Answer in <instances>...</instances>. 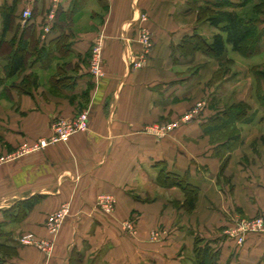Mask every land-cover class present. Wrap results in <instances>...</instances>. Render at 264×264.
I'll return each instance as SVG.
<instances>
[{
    "label": "crops",
    "instance_id": "0c3cea01",
    "mask_svg": "<svg viewBox=\"0 0 264 264\" xmlns=\"http://www.w3.org/2000/svg\"><path fill=\"white\" fill-rule=\"evenodd\" d=\"M5 8H12L7 28ZM25 9L31 15L24 18ZM192 11L190 0H0V155L10 152L0 164L6 232L0 242L18 246L15 255L2 258L5 264H196L195 235L214 249L216 264H264V232L247 233L241 245L226 234L233 217L264 216L262 134L246 136L231 126L209 130L224 117L219 90L162 137L148 130L187 112L219 67L220 59L178 46L195 33L207 39ZM140 13L148 15L153 47L144 66L132 69L126 55L138 50ZM99 35L103 74L95 78L89 56ZM20 44L24 68L8 75L5 66ZM81 112L87 113L86 130L44 148L15 151L51 135L54 117ZM247 115L251 122L233 125H254L264 118V106ZM232 133L240 134L236 141L228 139ZM161 170L198 187L197 229L160 218L174 210L164 193L179 189L160 184ZM104 194L113 199L111 208L99 205ZM23 201L19 215L4 217L3 210H21ZM62 206L69 215L50 257L19 241L22 232L45 237L46 217ZM128 217L136 237L125 231ZM155 226L166 228L167 236L144 240Z\"/></svg>",
    "mask_w": 264,
    "mask_h": 264
},
{
    "label": "trees",
    "instance_id": "16d2710c",
    "mask_svg": "<svg viewBox=\"0 0 264 264\" xmlns=\"http://www.w3.org/2000/svg\"><path fill=\"white\" fill-rule=\"evenodd\" d=\"M264 5V0H201L198 4V0H190V8L197 11L196 16L198 19L207 21L210 26L217 31L211 36V40L199 35L197 33L193 35H187L183 37L181 43L178 45L183 51H199L202 54L212 58L220 59L219 68H223L225 74L228 70V46L234 52L243 51L245 47L246 56H255L261 52L262 45L264 44V14H257L258 9ZM249 6L251 13L247 11H238L236 8ZM8 11V12H7ZM12 8L4 9L5 25L7 28L10 24V12ZM198 21V20H197ZM24 41H22L23 43ZM24 45L20 44L18 50H15L11 55L10 64L5 66V70L8 75L16 74L24 68L25 54ZM260 72L253 71V76L257 80L256 86L260 83ZM3 81V77L0 75V83ZM259 103L264 106V91L259 95ZM249 111L248 105L244 102H240L234 106L225 107L223 112V118H221V124L215 127H210L209 130L213 131L217 128L232 127L236 121L239 122H251V115H247ZM238 134L232 133L228 139L236 141ZM159 182L164 186H178L186 194L185 203L188 208L194 209V204L197 199L198 187L188 182L185 176L169 173L161 170L159 174ZM27 201L21 203V210H15V207L3 210L4 217L12 216V212L20 214ZM258 216V215H256ZM15 216L13 218H17ZM2 223L0 222V238L6 235L1 229ZM204 238L199 235H195L194 253L196 264H216V252L210 248L206 243L200 245V242ZM17 245H6L0 242V264H5L3 257L13 256L17 252Z\"/></svg>",
    "mask_w": 264,
    "mask_h": 264
},
{
    "label": "rangeland",
    "instance_id": "374dc122",
    "mask_svg": "<svg viewBox=\"0 0 264 264\" xmlns=\"http://www.w3.org/2000/svg\"><path fill=\"white\" fill-rule=\"evenodd\" d=\"M236 9L238 11H247L248 13H251V8L249 6H244V7L236 8ZM192 12L194 15H196L197 13L196 10ZM257 14H264V5L258 9ZM195 17H196V22L198 23V29H197L198 32H203L205 36L207 37V40L210 41L211 36L217 30L213 28L212 26H210L207 21H204L203 19L200 20L197 18V16ZM147 21H148V18L145 22L142 23V25L149 29L147 25ZM136 41L139 46L140 45L139 35H137ZM262 47L264 48V44L262 45ZM242 49L243 51L241 52H234L228 46V53H227L228 61L227 62L229 66L226 68L228 70V74H226L225 76V74L222 72L223 68L220 70L219 67L214 72H212L207 82L202 86L201 95L198 98L194 99V101L191 104L190 109L187 112L193 111L195 109H202V107L204 108L208 104H210L209 99L212 95V92L216 90L220 91L218 92V96L222 97L221 100L219 99L220 105L229 107V106H234L240 102H244L246 105H248L249 111L257 109V106L259 104L258 98H260L259 95H261L264 91V49H262L261 52H259V54L252 56V57L250 56L248 57L245 55L246 49L244 46ZM102 53H103V40H102V48H101V56L103 57ZM205 57L208 60L210 59L208 56H205ZM102 70H103V65H102ZM253 71L260 72L259 74H260L261 79L259 80L260 83L258 84V86H256L257 80L253 76ZM229 77H230L229 81H224L225 79H229ZM219 83H222V86ZM187 112L183 113L182 115L174 119H169V120L159 122L156 125H167L170 123H174L175 124L174 128H176L181 123V117L186 115ZM252 125L236 124L234 128L235 130H238L240 132L242 131V133L246 136L249 135L250 133L253 135H256V134H259L260 132L262 134L261 138L264 139V136H263L264 135V118L255 122L253 126ZM239 136L240 134L238 135V137ZM60 141H63V140H60ZM27 147H29L31 150H34V145H30ZM22 150L23 149H16L15 151L18 152L19 154L22 152ZM8 154H10V152L0 155V164L5 163V160H6L5 158ZM164 187H173V186H164ZM174 187L179 188L178 186H174ZM177 191L180 192V194H178V192H175L176 194L174 193L170 194L169 192L164 193L166 202L171 204L174 210L172 212V215H163V216L161 215L160 218H162V220L164 219V221H171L172 224H176V225L184 221L183 223H186L187 225H191L192 228L195 227V229H197L200 223H199V216L194 214L196 202L194 204V209L188 208L185 203L186 194L180 188L177 189ZM150 199H151L150 197L147 198L148 201ZM97 201H99V198ZM50 214H48L45 220V231H46L45 237H39L33 232H22L19 235V238L20 236H23V235H30L33 240L38 241V242L45 238H52L53 240L52 244H41V247L39 248L35 247L46 257H50L53 254L56 238L59 234V231L62 227V224L65 218L69 215V210L68 208L65 207V211H63V214L60 217H57V220H52L51 222H48L47 219L50 216ZM132 218L128 217L127 220L124 221L126 224L131 223V227L129 228L127 226L125 228V231L128 236L136 237L138 236L139 233H138L136 224ZM233 218L234 219L232 222L233 224L232 227L234 229L238 227L242 219L248 220L251 225L255 223V216L253 217L252 216L251 217L237 216ZM166 236H167L166 228H164L163 226H155L149 229V231L144 236V240L146 241L148 240L152 242L162 241ZM193 253H194V250H193ZM194 256H195V253H194Z\"/></svg>",
    "mask_w": 264,
    "mask_h": 264
},
{
    "label": "built area",
    "instance_id": "2783aa9c",
    "mask_svg": "<svg viewBox=\"0 0 264 264\" xmlns=\"http://www.w3.org/2000/svg\"><path fill=\"white\" fill-rule=\"evenodd\" d=\"M59 0H54V4H57ZM23 17H29L31 12L29 9H25L22 12ZM53 18V10L50 11L47 15V19L51 20ZM148 18L146 13H140L138 15L139 25H138V35H139V49L135 54L126 55L128 65L132 69L142 68L150 55V52L153 47V38L151 31L142 25ZM45 31H48V25L44 27ZM101 48H102V37L97 36L90 49V58H89V72L95 77L99 78L103 74L102 70V56H101ZM200 109H195L193 111H189L186 115L181 117V121L186 122L190 120L194 115L198 114ZM88 117L86 112H81L73 118L65 119L61 117H54L50 122L51 135L47 137H42L36 141L34 144V149L44 148L49 144L56 143L60 140L67 139L71 134L77 131H84L87 129ZM175 127L174 123H170L167 125H152L148 127V130L153 132L156 136L162 137L167 132L172 130ZM22 152H28L31 150L29 147H23ZM20 154V153H19ZM18 154V155H19ZM17 155V153H16ZM113 199L110 195L104 194L99 197V205L103 208H111ZM65 211V207H61L57 211H53L48 217L47 221L51 222L52 220H57V217H60ZM131 227V223H125V227ZM264 232V216L258 215L255 216V223L252 225L248 220L242 219L237 228H230L226 230V234L232 237L237 244L241 245L244 242L245 235L247 233H259ZM19 241L25 245H32L34 247H41V244H52V238H45L41 241H35L32 239L30 235L20 236Z\"/></svg>",
    "mask_w": 264,
    "mask_h": 264
}]
</instances>
